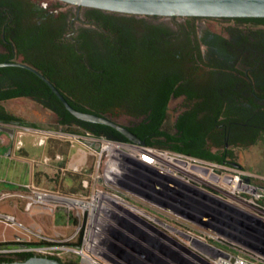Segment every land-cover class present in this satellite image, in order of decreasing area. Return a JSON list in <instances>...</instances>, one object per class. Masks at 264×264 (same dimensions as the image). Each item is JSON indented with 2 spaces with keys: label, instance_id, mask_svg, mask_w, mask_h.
I'll return each mask as SVG.
<instances>
[{
  "label": "trees",
  "instance_id": "obj_1",
  "mask_svg": "<svg viewBox=\"0 0 264 264\" xmlns=\"http://www.w3.org/2000/svg\"><path fill=\"white\" fill-rule=\"evenodd\" d=\"M40 5L0 0V62L36 69L72 108L110 119L147 147L218 165H238L236 149L264 141V18L163 22L89 9L91 27L68 39L67 14L55 17ZM21 98L52 113L64 132L130 142L110 126L75 118L30 70L0 67L1 124L34 127L3 105ZM50 142L67 155L69 143Z\"/></svg>",
  "mask_w": 264,
  "mask_h": 264
},
{
  "label": "built area",
  "instance_id": "obj_2",
  "mask_svg": "<svg viewBox=\"0 0 264 264\" xmlns=\"http://www.w3.org/2000/svg\"><path fill=\"white\" fill-rule=\"evenodd\" d=\"M65 136L70 145L86 146L92 158L82 168L57 170L61 177L80 175L79 190L63 194L26 186L19 198L26 200V211L34 206L62 211L76 223L72 235L45 236L0 215L17 230L12 245L1 237L0 258L43 256L63 264H264V178L254 182L252 175L224 165L88 132ZM16 146L20 149L22 141ZM54 159L64 160L60 154ZM245 239L251 240L250 250L235 244ZM193 241L211 249L204 259ZM128 244L137 250L129 258ZM213 250L220 254L213 257Z\"/></svg>",
  "mask_w": 264,
  "mask_h": 264
},
{
  "label": "crops",
  "instance_id": "obj_3",
  "mask_svg": "<svg viewBox=\"0 0 264 264\" xmlns=\"http://www.w3.org/2000/svg\"><path fill=\"white\" fill-rule=\"evenodd\" d=\"M58 130L62 131V128L59 127ZM22 131L23 142L20 149L6 134H0V199L5 195L13 198L12 200H18L19 195L25 193L26 186L39 184L50 187L52 183L54 185L56 182L63 185L69 179L66 175L61 177L57 174L59 168L79 169L90 159L88 157L89 150L78 141L73 142L71 145L69 144L67 155L60 154L64 159L62 162H57L54 159V156L59 153L54 147L50 146V138H57L68 143L69 139L65 137L66 132L56 133L41 129L38 126H29L26 129L23 128ZM62 134L65 137L64 139H61L63 138ZM42 138L46 139V142L38 146L37 140ZM34 148H42L39 153L41 155L39 162L33 160V155L37 154L34 153ZM46 159H50V161H45ZM50 172H53V177L49 175ZM40 173L42 174L41 178H39ZM4 215L14 217L26 228L40 232L45 236L69 237L74 231L72 222L66 218L62 211L53 212L39 206H34L30 211H25L23 207L19 208L17 202L10 201L9 212L4 213ZM124 247L128 258L133 257L137 251L130 244Z\"/></svg>",
  "mask_w": 264,
  "mask_h": 264
},
{
  "label": "water",
  "instance_id": "obj_4",
  "mask_svg": "<svg viewBox=\"0 0 264 264\" xmlns=\"http://www.w3.org/2000/svg\"><path fill=\"white\" fill-rule=\"evenodd\" d=\"M77 8L98 9L104 12L134 15V16H156L162 18H264V0H57ZM21 67L30 70L44 81L58 97L66 110L75 118L91 123H99L110 126L125 136L131 143L145 146L144 142L131 133L125 127L94 114L77 111L72 108L60 92L36 69L15 61L0 62V67ZM15 127L1 124L0 133L6 134L11 140L14 139ZM98 146L95 145V148ZM227 182L229 180L227 179ZM192 247L199 252L198 256L203 258L211 249L196 242ZM214 251V250H213ZM215 252V251H214ZM218 252L212 254L218 256ZM223 256H226L223 254ZM0 264H63L60 261L43 256H31L25 261L1 262Z\"/></svg>",
  "mask_w": 264,
  "mask_h": 264
},
{
  "label": "rangeland",
  "instance_id": "obj_5",
  "mask_svg": "<svg viewBox=\"0 0 264 264\" xmlns=\"http://www.w3.org/2000/svg\"><path fill=\"white\" fill-rule=\"evenodd\" d=\"M34 1L46 2L47 4H49L50 9L54 8V4L52 1H48V0H34ZM61 11H63V13H65V12H68L69 10L63 9ZM70 17L73 18L74 14L72 13ZM160 21L168 22L166 18L161 19ZM78 25H79V23H75L74 27H78ZM204 25L207 27H210L214 30H219L221 28V25L217 24V23L200 22V26H204ZM178 103L179 102H177V101L173 102L172 108L175 109V107L178 105ZM3 105L9 112H11V113L17 115L18 117L22 118L29 125L38 126L41 129L50 130V131H53L56 133L57 132L58 133H65L64 131L58 130L59 126L57 124L55 116L52 113L45 110L43 107H41L40 105H38L37 103L33 102L30 99H26V98L15 99V100L5 102ZM14 127L16 129H15L14 139L12 140V142H14L15 144H17V142L19 140L23 142V139H22L23 138V136H22L23 131H22V129L27 128V126H14ZM66 134L77 135L75 133H70V132L69 133L66 132ZM65 137H67V136H65ZM65 137L63 135V138H61V137L60 138L64 139ZM38 140H37V142H38ZM50 140L61 141L57 138L56 139L50 138ZM59 143L58 142L57 143L49 142L50 146L56 148V150H57V147L62 146ZM68 143H69V141H68ZM37 145H38V143H37ZM38 146H40V145H38ZM41 151H42V148H34V153H37V154L33 155L34 161L39 162V158H41L40 157L41 155L39 153ZM72 152H73V150H72ZM234 153L238 158L237 162L241 165V168H238L236 170L242 171L245 175H252L254 182L260 183V181H261L260 179L264 178V141L259 142L255 146L242 148V149H236L234 151ZM88 157H89V155H88ZM89 158H88L89 159L88 163H91L92 158L91 157H89ZM228 168H229V166H228ZM72 169H70V170H72ZM231 169H235V168H231ZM68 173H70V172H68ZM68 173H66V176L68 177L69 181L63 185L56 182V184H54V185L52 183L51 184L52 186H50V187H46L47 185L45 186V185H39V184L38 185L35 184L34 186L39 187L41 189L58 190L59 192H61L63 194L76 193L79 190V184L77 185V182H79L80 175H77L76 177H69ZM39 175H40L39 178H41L42 174L40 173ZM49 175L53 177V172H50ZM45 182L47 183L46 180H45ZM12 199L13 198H11V197H4V198L0 199V215L1 216H3L4 213L9 212L10 201L17 202L20 209L22 207L25 209V204H26L25 199H22V198H17L18 200H12ZM137 204L139 206L146 207V204H143V203H137ZM40 208H42V207H40ZM26 214H28V213L26 212ZM70 221L72 222L71 224H72L73 230H74L76 223L71 219H70ZM16 232H17V230L15 229L14 226L7 225L2 219H0V238L3 236L6 239H12L14 237V235L16 234ZM245 240L246 241H244V242L243 241H241V242L237 241V242H235V244L240 249L250 250L251 246L249 245V243L251 242V240L250 239H245Z\"/></svg>",
  "mask_w": 264,
  "mask_h": 264
},
{
  "label": "flooded vegetation",
  "instance_id": "obj_6",
  "mask_svg": "<svg viewBox=\"0 0 264 264\" xmlns=\"http://www.w3.org/2000/svg\"><path fill=\"white\" fill-rule=\"evenodd\" d=\"M48 1H52L54 4V8L50 9L49 4H47L46 2H41L40 7L51 14H54L55 17L59 16L60 14L63 13V9H67L69 10L68 12H65L63 14H67V21H68V28L69 30L66 32L65 37L68 39H72V37H74L75 35H77L76 31L81 28V27H91V25L88 23V21L86 20V14L89 10V8H77L75 6L69 5V4H64L62 2H59L57 0H48ZM74 14V17L71 18V14ZM75 23H79L78 27H74ZM228 167V166H226ZM229 167L231 168H241V165H230ZM1 239V238H0ZM5 239V245H12V242L10 239ZM20 257H18V259H20Z\"/></svg>",
  "mask_w": 264,
  "mask_h": 264
}]
</instances>
